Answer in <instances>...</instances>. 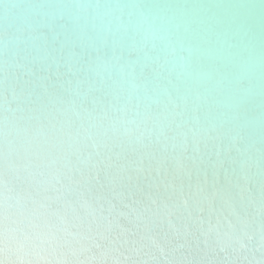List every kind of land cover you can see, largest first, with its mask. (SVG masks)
<instances>
[{
	"label": "clouds",
	"instance_id": "clouds-1",
	"mask_svg": "<svg viewBox=\"0 0 264 264\" xmlns=\"http://www.w3.org/2000/svg\"><path fill=\"white\" fill-rule=\"evenodd\" d=\"M136 30L155 53L121 72L138 96L105 80L93 100L62 46H5L0 264H264V128L256 148L223 120L190 71L194 37L152 16ZM241 157L210 189L207 171Z\"/></svg>",
	"mask_w": 264,
	"mask_h": 264
},
{
	"label": "bare ground",
	"instance_id": "bare-ground-1",
	"mask_svg": "<svg viewBox=\"0 0 264 264\" xmlns=\"http://www.w3.org/2000/svg\"><path fill=\"white\" fill-rule=\"evenodd\" d=\"M71 0H0V65L12 51L28 48L37 59L53 45L62 46L70 64L81 69L93 100H103L105 80L122 85L128 95H140L128 65L155 55L136 30L137 22L152 16L197 42L190 71L211 86L223 120L239 126L248 142L259 147L264 128V0H85L79 10L57 5ZM99 74V75H97ZM235 155V153H233ZM209 169L211 186L227 187L234 168L251 164L230 158ZM193 195H202L193 189Z\"/></svg>",
	"mask_w": 264,
	"mask_h": 264
}]
</instances>
